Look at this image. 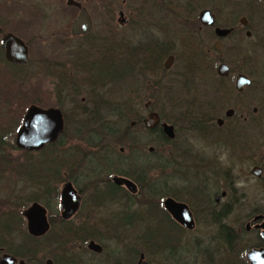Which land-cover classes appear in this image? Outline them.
<instances>
[{"label": "flooded vegetation", "instance_id": "af4514ba", "mask_svg": "<svg viewBox=\"0 0 264 264\" xmlns=\"http://www.w3.org/2000/svg\"><path fill=\"white\" fill-rule=\"evenodd\" d=\"M78 3L74 5L77 15L58 37L35 35L24 26L0 22V89L8 87L6 82L30 84L42 76L62 95L56 106L31 102L14 134L9 127L0 129V258L8 254L14 264L35 261L40 247H18L16 241L20 231L32 235L24 212L35 202L44 208L46 228L41 236L53 240L49 245L52 243L53 247L45 248L57 252L45 258L43 264H55L58 259L54 256L61 257V264L67 256L77 257L79 254L73 253L67 243L77 239L81 243V237L95 236L97 223L93 215L108 204L121 205V217L131 218V197L140 192L135 178L117 174L114 169L115 174L104 181L102 196L96 195L98 181L87 182L92 193L89 196L87 190L75 186L77 182L60 175L57 181H51L46 174L50 175L46 171L49 168H45L53 162L51 172L59 174L57 169L68 167L56 161V153L51 160L50 147L61 143L66 123L74 124L78 131L83 128L79 124L95 120V108L103 107V100L97 95L88 100H77L75 96L84 87L92 92L104 87L110 91L122 83L126 93L123 101L132 113L126 117L132 133H156L158 139V147L150 146L153 150L149 147L147 152L155 153L157 217L161 221L168 218L172 225L188 233L196 230L199 221H212L216 229L212 234L200 230L199 247H204L219 264H251L249 251L264 254V20H259V6L264 9V0H140L124 5L125 8L106 5L102 10L105 19L97 31L87 8ZM82 8L91 17V27L85 33H75L73 24ZM262 13L264 17V10ZM9 35L21 40L23 56ZM41 41L46 48L49 43H58L59 51L35 57L32 44ZM179 78L180 87L176 88ZM183 92L187 97H183ZM67 99L74 112L63 111ZM32 105L58 108L63 130L56 139L37 149H24L18 147L16 137ZM10 106V102L2 104L0 116L12 123L13 117L18 121V115ZM137 107L143 109L144 115L136 116ZM157 107H169L172 117H165ZM153 112L159 121L147 128L145 120ZM163 124L172 127L173 137H168ZM88 135H92L89 128L78 134ZM99 149L103 156L97 163L103 164L107 173L116 162L130 170L126 168L130 165L127 149H116L114 141ZM133 150L144 152L140 144ZM37 153L41 155L34 156ZM74 167L78 170L77 163ZM140 168L135 170L143 177ZM37 170L44 171L48 179L44 177L43 184L37 185L41 196L36 199ZM77 173L82 175L80 170ZM114 178L130 179L136 191L115 183ZM67 184L71 189L64 194ZM167 198L187 207L192 228L179 223L166 210ZM111 210L114 213L115 209ZM90 241L100 245L101 250L88 248ZM85 244L89 253H106L93 238H87ZM210 247L219 249L212 251ZM36 263L42 264L38 259ZM69 263L74 264V260L69 259Z\"/></svg>", "mask_w": 264, "mask_h": 264}, {"label": "rangeland", "instance_id": "374dc122", "mask_svg": "<svg viewBox=\"0 0 264 264\" xmlns=\"http://www.w3.org/2000/svg\"><path fill=\"white\" fill-rule=\"evenodd\" d=\"M75 1L81 2L82 5L87 8L94 20V28L97 31L100 27L99 23L105 19L102 12L103 6L114 4L117 8H125L123 7L124 5L137 4L140 0ZM259 10V20H264V17L261 15L264 10L262 6H259ZM76 15L77 8L74 5H68L67 0H0V22L8 21L13 27L20 25L24 26L32 33L39 36L46 35L45 37H58L63 33V27L68 28ZM64 23L65 26H63ZM32 46V52L35 57H38L40 53L42 56L50 51H59L57 48V46H59L58 43H49L46 48V44L41 41L34 42ZM44 80L45 79L42 76H39L30 84L29 82H26L23 85H21V83H5L8 87L4 90L0 89V112L3 108L1 105L7 103L9 105L10 102L13 106H10L9 108H11L12 111L17 112L16 115H18V121H15V118L13 117L12 119L14 122L11 123L8 119H3L2 116H0L1 130H5L6 127H9V130L14 134L18 124H20L21 115L31 102L40 104L44 107L58 105V101L62 98V95H60L59 91L55 89L53 84L48 85ZM179 81L180 78L178 79L177 86L175 85L176 88L180 87ZM0 83H3L1 79ZM120 85L111 87L110 91H107L104 87V90L93 92L91 88L84 87L82 92L75 96V99L77 100L81 97H85L86 100H88L97 95V97H100V99L103 100L100 102V105L102 104L103 107L101 108L100 106L95 108L96 111H98H95L93 114L95 120L91 123H85V125L79 124V127L83 126V128H80L78 131L74 124L66 123V130L64 131L61 143L51 146V149L49 150L52 151L51 160L53 153H56V161L59 160L60 164H65L68 167L59 168L58 166L59 170L57 169L56 171L59 174H54L51 172V168L54 166L53 162H51L48 167H45L49 168L46 171L50 172V175L48 173L46 174L51 181H57L60 178V175L61 178L71 180V182H77L75 186L87 190L86 193L89 196L92 195V193H90L91 187L87 188V182H90L91 184L98 181L96 195L102 196V190L106 188L104 181H106V178L109 176L112 177V175L115 174L112 172L115 167L113 166L107 173L103 169L105 166L97 163L98 159L100 160V157L103 156V151L98 147L102 144L107 145L113 141L115 142L118 135H122L124 130H126L125 128L129 125L126 117L132 116V113H130V111L128 112L129 107L127 103L123 101L126 95L122 88L123 84L121 83ZM182 95L184 98L187 97L186 92H183ZM71 105L69 99H67L64 105L65 107H62L63 111H70L71 113L73 110L74 112V108H72L73 105ZM158 109L163 112L165 117H172V109L169 107H157V110ZM135 110L137 111L136 116H139L140 114L144 115L142 108L137 107ZM83 118H85V116ZM68 121L69 120L67 119V122ZM86 128L90 129L92 135L79 137L78 134L86 132ZM129 132H131L130 134H133L132 130H129ZM133 135L139 137L137 143L143 146L144 153L148 152L150 146H153L154 148L158 147L156 133L143 131L139 133L134 131ZM199 144L200 145L198 146H201L202 143ZM118 147L119 145L115 143V148L117 149ZM36 155L40 156L41 154L37 153L34 156ZM75 163H77L78 170L82 171V175L77 173L78 170L74 167ZM126 168H130V165H127ZM143 169L145 174L146 169ZM149 175L154 180L156 179L155 171L151 174L149 173ZM44 177H46L44 171L40 172L37 170L34 172V179H36V187H34L35 198L36 196H41V190L37 188V185L43 184ZM144 177H146V174ZM147 180L149 179L147 178ZM143 186L142 189H139L140 192L137 196L131 197L130 219H123L121 217V213H119L121 210L119 207L122 206L117 205L116 203L114 206L108 204L107 206L109 207L105 210H98L97 214L94 213L93 217L95 216L94 219H96L97 223V231L94 235L98 238L97 241L104 247L106 253L103 255H94L86 251L85 243L87 242V239L85 241L81 239V243H79L80 239L73 240L72 243H67V247H70V250L73 251V253L76 252V255L77 253L79 255H77V257L73 256L72 258L67 256L64 260L65 264H70L69 259L74 260V264H138L140 253L144 254V261H146L147 264H219L218 259L214 260L211 254H208L207 251H205L204 247H199L202 243L199 238L202 233L200 231L201 229L206 230L208 234L214 233L216 226L212 224V221H199L200 223L193 233L181 230L176 224L175 226L174 224L172 225L170 220L166 217H163L161 221V218L157 217L159 212L157 209L158 194L153 196L152 194L154 192L148 191L146 186ZM106 195H108L107 192ZM111 208L115 209L114 213ZM73 221H76V218H74ZM30 236L32 235L20 231L16 237L18 247H27V244L29 247H34V242L30 239ZM212 238L213 236L210 240ZM50 242L53 243V240L49 236L41 239L37 246L40 248L34 259L35 261L32 262L33 264H38L36 263L37 259L43 264L45 258L52 257L53 253H57L54 252L53 248H45L53 247L52 243L51 246H49ZM210 248L212 251L219 249V247ZM214 256H218V251L214 253ZM60 258L61 257L59 256H54L55 260L58 259L55 264L62 263H59ZM79 259L80 261L75 263V261Z\"/></svg>", "mask_w": 264, "mask_h": 264}, {"label": "water", "instance_id": "95a60500", "mask_svg": "<svg viewBox=\"0 0 264 264\" xmlns=\"http://www.w3.org/2000/svg\"><path fill=\"white\" fill-rule=\"evenodd\" d=\"M68 5H79L75 0H67ZM91 27V17L85 8H82L79 15L74 21L73 31L75 33H85ZM9 39L18 47L19 54L23 56L25 54L24 46L21 40L13 35L8 36ZM10 49H7V55L9 56ZM159 121V117L156 113H151L145 120L147 128H153ZM164 131L168 137H173L172 127L163 124ZM63 130V119L61 112L58 108L43 109L38 106H30L24 122L19 129L16 137V143L18 147L24 149H37L48 141L56 139ZM153 147H150V151ZM115 183H123L132 192L136 191V185L130 179L127 178H114ZM71 189L70 184H67L64 194H69ZM164 207L182 225L187 228L193 227L192 219L189 215L187 207L179 202H176L170 198L164 201ZM24 215L28 220V230L33 236H41L46 228L44 208L37 202L33 203ZM88 248L94 251H100L101 247L97 243L90 241ZM144 255L140 254L138 264H145ZM247 258L251 264H264V254L261 251L252 250L247 253ZM0 264H14L12 256L5 254L0 258Z\"/></svg>", "mask_w": 264, "mask_h": 264}, {"label": "trees", "instance_id": "16d2710c", "mask_svg": "<svg viewBox=\"0 0 264 264\" xmlns=\"http://www.w3.org/2000/svg\"><path fill=\"white\" fill-rule=\"evenodd\" d=\"M126 130H124V132L122 133V135H118L117 140L115 141V143H117L119 146L124 147L125 149H127L128 151V155H129V160H130V170L129 169H123L121 168L118 164L119 163H115L114 165H111V168L114 166L115 170L114 172H116L117 174L120 175H128L131 178H135L136 182L138 183L139 187L142 189L145 185L146 188L148 189V191L150 192H154L152 195L155 196L157 193L155 192V180L153 178H151V176L149 175V173H153L155 171V165H156V161H155V153H144L143 154H138L137 152H135L133 149L135 147L137 143V139L136 137L133 136V134H130L129 139H127V134L129 133L130 127L129 125L125 128ZM101 146H99L98 148H100ZM115 156H117L116 154H114ZM119 157V156H118ZM123 158V156H122ZM102 159V157H100V160ZM99 164V162H98ZM137 167H141L140 170L144 172V169H146V177H140L139 172L136 171L135 169ZM147 178L149 180H147ZM113 186L116 188V186L113 184ZM139 188V189H140ZM38 197L36 196V199ZM43 237L42 236H30V239L33 240L34 242V247H37L39 242L41 241ZM87 238H93L97 241L98 238H96L95 236H84L82 239L83 241H85ZM29 247V245H28ZM137 255V254H136Z\"/></svg>", "mask_w": 264, "mask_h": 264}]
</instances>
